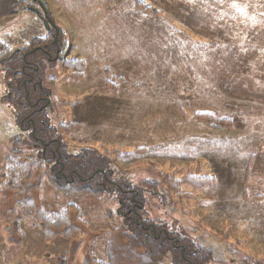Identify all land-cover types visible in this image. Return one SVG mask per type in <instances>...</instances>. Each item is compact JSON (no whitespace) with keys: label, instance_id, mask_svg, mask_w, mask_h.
Instances as JSON below:
<instances>
[{"label":"rangeland","instance_id":"1","mask_svg":"<svg viewBox=\"0 0 264 264\" xmlns=\"http://www.w3.org/2000/svg\"><path fill=\"white\" fill-rule=\"evenodd\" d=\"M41 1L39 9L61 28L62 56L70 60L65 66L63 59L57 69L49 62L36 74L44 77L47 71L52 77L46 81L54 106L49 117L54 127L62 124L66 130L59 137L88 149L101 173L125 176V183L165 184L170 197L146 195L145 217L161 220L190 247L210 250L213 257L206 264H264V0ZM23 7L14 17H0V40L10 49L49 33L45 21ZM160 15L165 25L158 23V31L143 23ZM177 17L189 22H175ZM105 18L113 49L130 55L129 77L116 72L106 47H99ZM161 44L170 55L161 52ZM209 47L211 52L203 50ZM36 59L43 58L38 53ZM153 65L160 70L152 72ZM9 74L0 75V174L17 144L15 114L2 98ZM156 84L158 93L164 86L165 92L184 93L176 94L180 103L169 104L176 100L173 95L152 98ZM219 84L223 91L216 89ZM48 190L42 192L51 202ZM11 199L0 186V233L7 227ZM101 199L80 200L82 223L76 225H86L87 242L120 224L118 218L107 219L114 200ZM79 241H60L47 251L62 255ZM100 244L96 258L102 255ZM40 251L35 247L36 254ZM155 264L191 263L171 250Z\"/></svg>","mask_w":264,"mask_h":264},{"label":"trees","instance_id":"2","mask_svg":"<svg viewBox=\"0 0 264 264\" xmlns=\"http://www.w3.org/2000/svg\"><path fill=\"white\" fill-rule=\"evenodd\" d=\"M23 6L25 5L22 0H0V17H14ZM31 44L32 47L39 45L40 39L33 40ZM8 58H12V49L0 40V61L7 64ZM16 143L17 141H14L13 145ZM15 155L16 152L8 155L7 164L0 174L3 181L0 186L13 200V206L7 209L8 214L5 216L8 221L7 227L0 233V264H155L167 251L179 250L182 254L179 248L165 240V234L159 237L160 229H167L161 220L147 222L153 224L156 231L153 228L144 229L135 222L137 217L134 216L127 201L133 200L134 190H140L141 184L134 186L132 182L121 181L120 188L126 194L121 189L108 193L104 189V174H100L98 170L101 166L95 167L90 162V154L78 158H82L85 164L96 172L99 171L96 176L90 178L89 183L83 184L79 176H75L74 183L59 184L41 158L23 156L20 152L16 157ZM88 166L80 175L83 179L88 177L86 174V170L90 169ZM105 174L108 176V171L105 170ZM143 185L147 195L151 197L158 199L164 195L170 197L165 184L161 185L154 179L144 181ZM47 187L53 196L51 202L46 199L48 198L45 196L46 193L43 195L42 192V189L47 190ZM107 188L110 186L107 185ZM102 195L114 200L110 203H114L115 208L107 206V219L112 221L118 218L120 224L113 229L96 233L93 240L87 242L85 237L88 230L84 229L86 225L82 226L83 229H78L76 225L82 223L80 200L88 198L100 202ZM129 212L131 214L127 215ZM76 239H80V246L74 251L66 249L65 253L57 256L47 251L60 241L63 243ZM100 242L103 244L101 246L103 251L101 257L96 258L95 250L98 249L97 245H101ZM186 246L184 258L191 264H206L213 257L210 250L198 244ZM35 247L41 249L37 254ZM86 247H89L87 255Z\"/></svg>","mask_w":264,"mask_h":264},{"label":"flooded vegetation","instance_id":"3","mask_svg":"<svg viewBox=\"0 0 264 264\" xmlns=\"http://www.w3.org/2000/svg\"><path fill=\"white\" fill-rule=\"evenodd\" d=\"M22 1L27 3L23 7L24 11L36 13L42 21L46 22L48 20L52 23V26L46 38H35L40 39L39 45L33 47L32 44L19 46L12 49V58L7 59V64H4L2 60L0 61V75L5 77L11 73L10 78L4 83L8 92L2 98L4 104L9 106L15 114L13 118L17 126V136L15 139L17 144L13 147L14 151L16 155L20 152L23 156L41 158L46 166H48L49 172L56 177L59 184L63 182L74 183L75 176H79V180L83 184H87L91 181L90 178L96 176L100 169L96 172L95 169L85 164L82 158L78 159L83 155L87 157L90 154L88 149L75 148L59 137L61 132H66V130L63 129L62 124L54 127L53 119L49 117V114L54 112V106L51 101L52 92L46 86V81L52 79V77L48 79L47 71L44 77L36 75L49 62H51L53 69L59 68L60 64H62L64 59L62 56L64 54V40L61 36V29L53 23L49 12L39 9L41 0L37 2L34 0ZM57 30H59L58 37L56 34ZM38 53L43 58L42 62H38L36 59ZM64 61V65L66 66V62L70 60L69 58H65ZM25 145H28L31 150L26 151L24 148H18ZM87 166L90 168L86 170L88 177L83 179L80 175ZM100 174H104V189L108 193L117 192L121 189L120 182L124 181L125 176L120 175L119 178L116 173L111 171L108 172V176H106L105 171L100 172ZM143 183L140 182L141 189L134 190L135 196L133 200L127 201V203L132 207V212L137 217L135 222L138 225H141L144 229L153 228L156 231V227L153 224H147L151 220L144 216L147 215L146 204L144 202L147 193ZM136 184L139 183L136 182L133 185L135 186ZM107 185L110 188H107ZM121 190L123 191V189ZM130 214L131 212L127 213V215ZM160 230L159 237L165 234V240L171 242L174 247L179 248L184 256L187 252V244H182L184 237L178 233H171L164 228ZM188 247L190 246L188 245Z\"/></svg>","mask_w":264,"mask_h":264},{"label":"crops","instance_id":"4","mask_svg":"<svg viewBox=\"0 0 264 264\" xmlns=\"http://www.w3.org/2000/svg\"><path fill=\"white\" fill-rule=\"evenodd\" d=\"M112 10V8L110 9V11ZM162 15H160L159 16V18H158V16H156V17H145V19H144V24L149 28V26H154L155 25V27H156V30L158 31V27H157V25H158V23H159V26H164L165 25V23H164V19H163V17H161ZM176 19V21L175 22H177V20H182V21H185V22H189L188 20H186L184 17H177V18H175ZM164 24V25H163ZM223 24H225V23H223V22H221L220 23V25H223ZM83 27L81 28V29H84V26H86L85 24H84V22H82V24H81ZM167 25H171V23L170 22H168V24ZM234 25L236 26V21L234 22ZM103 26H104V30L100 33V42L101 43H99V47H103V48H105L106 47V49H107V54L110 56V60L108 61V63H109V65H112L113 66V68L115 69V71L116 72H121V73H123V75L124 76H126V77H129L130 76V74L131 73H133L132 72V70H131V65H130V60H129V58H130V55H129V53H125L123 50H116V49H113V47H115V39L113 38V37H111L112 35L110 34V35H108V34H106L107 33V31H108V33H110V21H108L107 22V18H105L104 19V23H103ZM87 27V26H86ZM236 28V27H235ZM61 29V28H60ZM225 30H226V28H225ZM150 31H152L151 29H150ZM223 30L222 29H219V33L221 34V32H222ZM149 33H151V32H149ZM161 33H162V31H161ZM232 33H234V29H233V31H232ZM98 36H99V34L97 35V40H98ZM224 40V39H223ZM225 41V40H224ZM105 45V46H104ZM163 44H161V52L162 53H164V54H168V55H170V53L169 52H167V53H165L166 52V49L162 46ZM238 46H236V48H237ZM98 49V48H97ZM203 50H205L207 53L208 52H211V48L209 47V48H206V49H203ZM116 51V52H115ZM112 57H115L117 60L116 61H114L113 60V58ZM102 59V58H101ZM108 66V65H107ZM109 67V66H108ZM110 68V67H109ZM150 68H151V71L152 72H157V71H159L160 70V67H158V66H155V65H153V66H150ZM210 69V68H209ZM210 70H207L206 72H209ZM163 72V71H162ZM162 72H160V73H162ZM196 82V81H195ZM197 83V82H196ZM211 83H212V80H210L209 81V84H207V85H210L211 86ZM157 85L158 84H156V87H155V92H153V94H152V98H167V97H171L172 95H173V97L176 99V100H174V101H172L171 103H169V104H172V105H178L179 103H180V101H178L180 98L176 95V94H178V95H183L184 93H180V92H173L172 94L171 93H168V92H165L164 91V88H166L165 86L162 88V93H158V91L156 92V88H158L157 87ZM192 86H194V85H192ZM215 86V85H214ZM179 87H183V86H180L179 85ZM134 88H137V86L136 87H134ZM210 89V91H212V89L211 88H209ZM216 89H219V90H222V87L220 86V84L218 85V86H216ZM223 91V90H222ZM216 129V128H215ZM190 130H192L193 131V129L191 128ZM211 130H214V129H210V131ZM185 132H188V131H185ZM194 132V131H193ZM189 133H191V134H193L192 132H189ZM191 147H192V144H191V142L189 141L188 142V149H191ZM188 156H190V155H188Z\"/></svg>","mask_w":264,"mask_h":264},{"label":"water","instance_id":"5","mask_svg":"<svg viewBox=\"0 0 264 264\" xmlns=\"http://www.w3.org/2000/svg\"><path fill=\"white\" fill-rule=\"evenodd\" d=\"M34 1H38V0H34ZM45 25H46V27L48 28V30L51 28V26H52V23H50L48 20L45 22ZM56 34H57V37H58V35H59V30H57L56 31ZM56 40H57V38H56Z\"/></svg>","mask_w":264,"mask_h":264}]
</instances>
